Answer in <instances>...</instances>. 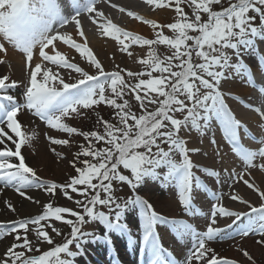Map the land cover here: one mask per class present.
<instances>
[{"label":"snow or ice","instance_id":"1","mask_svg":"<svg viewBox=\"0 0 264 264\" xmlns=\"http://www.w3.org/2000/svg\"><path fill=\"white\" fill-rule=\"evenodd\" d=\"M169 2L171 3V0ZM95 3L96 0H87L86 3L77 5L75 14L69 18L62 14L57 0H0V37L25 53L27 62L33 60V48L39 45V56L44 62L29 67L26 83L22 78L11 79L8 75H0V182H3L5 187L15 188L21 196H25L22 189H42L51 194L60 189L68 199H72L68 192L71 189L73 193L83 197L75 201L78 207L83 209V213H93L97 205L113 202L111 189L117 177L121 182L124 181L121 173L125 169L131 170L132 173L139 171L147 153L152 150L151 146L156 143L154 137L161 128L157 121L161 117L167 121L172 113L185 110L187 103L184 96L188 100L193 99L194 85L199 78L195 69H207L216 60L211 54L228 47L233 36L255 30L256 16L248 13L252 11L259 14L260 23H264V0H234L219 11H214L212 5L220 4L221 0H183L191 9V16L194 18H190L180 6L181 0H175V13L179 19L167 25L171 29V35L157 32L155 39H147L141 35L133 36L130 32L121 33L119 27L111 26L113 35L122 34L133 44L149 46L147 58L140 61L144 66L143 70H128L125 75L123 69L105 70L89 48L75 43L66 33L49 34L53 21L68 24L69 19L79 31L81 12H96ZM160 6L166 7L163 0H160L158 7ZM202 14H207L206 20L202 18ZM148 23L154 28L158 27L154 21ZM104 31L108 34L109 29L105 28ZM80 35H83V32H80ZM54 40L71 45L81 57H87L90 67L95 69V74L90 75L84 67L70 62L60 52L49 55L45 48L52 45ZM121 44H124L123 40ZM153 45L164 47L158 53L153 50ZM5 50V45L0 43V52ZM197 60L204 63H196ZM4 62L0 60V63ZM64 72L75 82H65ZM72 73L79 74L80 78L74 77ZM200 82L203 83V80ZM18 87H23V102L10 94V90ZM97 105H108L113 109L114 122L97 113V122L103 128L102 134L96 130L79 131L76 127L62 122L65 117L79 116L82 109L92 110L93 106ZM157 106L160 111H155ZM25 109L45 121L50 129L62 130L68 134L77 133L87 141V147L80 144V150L74 153L75 159L71 163L77 174L71 176L69 182L59 184L42 180L33 168L26 164L21 150L22 145L31 137L22 131V123L18 120V116ZM99 142H104L106 146L98 147ZM9 143L15 146L14 150L9 147ZM53 143L66 145L69 141L55 139ZM82 156L92 159L81 160ZM257 156L261 166H264V147H259V151L254 155L247 154L248 171L257 168ZM13 158L18 160V163H13ZM77 163L82 164V167H77ZM239 176L241 174L238 172L234 175ZM243 183L249 189L259 192L260 198L264 199V191L254 183L247 179L243 180ZM101 192L104 193L103 198ZM231 198L236 200L237 196L231 195ZM241 202L247 204L248 200ZM8 207L12 208V205L9 204ZM214 207L213 220L207 229L210 234L219 231L216 225L220 218L236 215L234 211H227L226 206L217 204ZM43 208L42 215L7 223L0 222V238H3L6 232L15 235L14 242L7 248L4 257H0V264H64L59 254L65 252L70 240L62 246L43 251L40 255H32L33 251L41 252V249L34 247L33 241L29 239L28 226H37V240L52 243L41 221L47 222L51 217L61 221L62 214L70 213L76 217V221H67L72 225L71 236L74 237L77 234V221L83 215L66 207H53L51 203L44 204ZM12 210L15 211L14 208ZM252 211L264 215V205L259 209L253 208ZM249 223L256 226L238 235H259L257 243L264 246V224H257L254 220ZM19 230H24V235H20ZM52 231L59 234L55 227ZM18 248L23 251H17ZM243 255L249 261L252 260L247 251ZM191 264L238 262L218 256L212 243L202 240L193 251Z\"/></svg>","mask_w":264,"mask_h":264},{"label":"rangeland","instance_id":"2","mask_svg":"<svg viewBox=\"0 0 264 264\" xmlns=\"http://www.w3.org/2000/svg\"><path fill=\"white\" fill-rule=\"evenodd\" d=\"M230 2H234V0H221L220 4H214L212 5V8L214 11H219L220 9L227 7ZM167 3L168 1L164 2V5H167ZM180 6L185 9V12L190 18H194L191 16V9H189L183 3V0H181ZM164 8L165 7L160 6L154 11L148 13H155L156 11H160ZM137 9L138 10L133 11L138 13L142 11V8ZM111 15L115 17L118 15V12L112 11ZM248 15L256 16V20L254 21V25L256 26L255 30L246 31L233 36L230 39V44L228 47L211 54L216 57V60L207 69H195L199 78L194 85V91L192 93L193 99L188 100L187 97L184 96L183 98L187 103V108L185 110L172 113L167 121H164L163 117L157 121L158 124H161V128L157 131L156 137H154L156 143L151 146L152 150L147 153L145 162L138 172L132 173L131 170L125 169L121 173L124 176L123 182H121L117 177L116 182H114L113 188L110 192L113 201L111 204L97 205L93 213H83V209L78 207V205L75 203L76 200H81L83 197L78 195V193H73L71 189H69L68 192L72 199H68L60 189L55 190V194H51L45 193L42 189L31 188L26 191L31 199H29L27 196H22L18 200V204H23L26 202L29 203L33 208L25 212H21L15 208V202L7 200L8 202L6 204L0 203V219H6L8 217L17 218L18 216L23 217L26 215H28L27 217H31L34 215L43 214V205L46 203H51L53 207H66L83 215L77 221V234L84 232H87L85 234H88L92 230H95V232L90 233L88 236H84V241L93 240L91 236L97 235L104 240L109 241V243L115 247L114 249L117 252H120L121 248L118 241H116L115 236V231L120 230L129 234V237L126 240L132 241L134 239V241L137 243L136 247L138 253L145 249L148 251L150 258H152L154 254L152 251L153 247L146 249L145 239L147 236L144 233L150 227L153 228L152 222L149 221L148 214L156 213L160 223H165L167 219L171 220L172 222L177 219L190 220L192 225L195 226L196 231L200 233H193L189 228L187 229L186 226L184 229L179 224V228L176 229V233L180 237L177 238L172 235L174 232L170 231L168 228L165 229L164 225L157 222L155 228L156 230H159L160 234H157L158 239H151L150 244L157 250H161L158 247L157 241L165 244L169 253V258L163 253H160L158 255V259H162V264H191L193 251L198 247L202 240L205 242H211L212 247L217 252L218 256L234 259L238 262V264H264V246L257 243L259 240V235L250 234L248 237H239V235L238 238L236 237L235 239L233 237V227L230 230H227V228L223 226L225 223L224 221L232 220L233 216L220 218L218 224L216 225L219 227V231L213 232L211 235H206L205 232L209 233L207 229L210 222L213 220L211 217V212L207 215L208 219L206 221L198 218V223H196L194 219L197 217L196 214L192 212L191 208L187 207L186 204L192 200L202 207L201 202L204 201L202 194L198 193L197 197L191 196L192 194H187L186 190L183 192L177 191L178 187L171 186L172 182L170 181L171 174L182 171L186 163L189 162V157H195L194 155L196 152L192 154L191 151L194 150V148L198 149V146L202 145L204 147L207 146L208 151H204L203 149L202 153L198 151L201 154L200 156L205 160H207L210 155H214L213 146L215 141L212 139L211 135L201 132V129L205 130L207 124L201 122L197 123L199 125L198 128L192 126L191 120L194 114L200 112L201 107H204L205 104L211 105L209 101L214 95L216 96L218 94L224 98V92L226 91H228L229 94H233V96L235 94L237 95V93L233 91L234 89L230 87L228 81V74L235 71V69L238 70L241 75L244 74L242 68L236 61L237 57L242 56L243 60L246 61L248 65L255 64L256 58L252 55H249L248 51H245L241 47V42L252 37L257 38L255 33L257 32L258 35V31L260 34H262L260 29L264 23H260L259 14L250 11ZM202 18L206 20L207 14H202ZM178 19L179 17L176 14V21ZM87 27L90 29L93 28L91 25ZM163 33L165 35L172 34L171 29H169L168 32ZM61 34L64 33L62 32ZM258 41L262 45L260 53H262V56L264 57V42L261 41V37H258ZM0 43L4 44V42H1V40ZM4 45L10 46L7 43ZM68 47L71 48V46ZM163 47L164 46L161 45L152 46L153 50L158 53ZM248 48L251 50V46ZM173 55H175V53H173ZM196 63H204V61L197 60ZM85 65L90 75L95 74V69L90 67L89 60L81 61V66L84 67ZM111 66L116 67L113 70H116L117 68L123 69L121 67L114 66L113 64H111ZM102 67L104 69L106 68L104 64H102ZM143 67V65H140L138 69L134 67L128 70L134 69L137 71H142ZM123 70V74L126 75L128 70ZM6 71V68L2 66L0 68V75H7L4 74ZM220 73L221 76H218ZM223 74L227 75V79L223 77ZM160 75L166 74L160 73ZM64 76L68 77V75L65 74ZM76 78H80L79 74L76 75ZM201 79L203 80V83L200 82ZM22 93L23 90L20 92V94H10L15 95L16 97L18 96V101L23 102ZM136 110L138 111V105ZM155 111H160L158 106L155 107ZM97 113L100 116H103L104 119L114 122L112 115L113 109L108 105L93 106L92 110L82 109L81 115L65 117L62 122L67 123L70 127H76L79 131L96 130L102 134L103 128L97 122ZM217 114L220 113H212V116L215 115V117L212 118L213 121L217 120ZM262 114L264 113L261 111L259 114H256L259 120L264 119V117L261 116ZM18 120L22 123V131L31 137V139L27 140L22 145L21 150L28 166L33 168L37 176H39L42 180H50L59 184L69 182L70 177L77 174L71 163L75 159L74 153L80 150V144H83L85 147H87V141H85L84 138L77 133L68 134L64 133L62 130L50 129L45 121H42L39 117L34 116L32 112L26 109L22 110V113L18 116ZM262 122L257 124L256 129H254V131L259 132L260 134L262 133V130H264V128H260L263 124ZM55 139H67L69 143L66 145H58L53 143V140ZM235 145H239V143L236 142ZM104 146H106L104 142H99L98 147ZM251 150L253 154L258 152V148L255 145L251 147ZM80 159L91 160L92 158L82 156ZM219 160L220 158L215 156L212 162L217 164ZM258 161L259 157L257 156L255 163L258 164ZM197 165H201L203 168H208V165L205 164ZM76 166L82 167V164L77 163ZM242 168L244 173L254 172L248 171V166H243ZM239 178H246V176L244 177V175H241L238 177V180ZM178 181L179 185L183 184L181 180L178 179ZM233 182H236V180H233ZM232 183H228L227 188L219 193L214 199V201H216L215 203L220 206H234V210L243 213V215H240L241 213H239L238 217L233 220L232 225L236 223L237 220H242V222L245 223V226L241 228L243 232V230L250 231L252 227L256 226L249 223L251 220L256 221L257 224H264V215L259 212H250L248 210L253 207H257L259 209L262 205H264V199L260 198L259 192L255 191V189H251V194H254L255 198L245 194L246 196L243 199L237 197L236 200H233L231 195H236V193L230 188ZM77 187L79 188L82 186ZM39 194H42L43 196V198L40 200H38V198H40L38 196ZM91 194L94 193H90V195ZM103 195L104 193L101 192V198H103ZM134 195H137L138 199H135ZM244 199H247L248 202H250L249 207L248 205L246 206L245 203L241 202ZM35 201H39V203H36ZM2 202H5V199H3ZM235 203L242 204L243 211L236 208L237 206H235ZM9 204L12 205V208H14L15 211H12V208L8 207ZM6 208H8V210ZM33 209H35L34 211L37 214L33 213ZM127 213H132L134 215L133 221H130L126 218ZM5 215H7V217ZM62 217L63 219L61 221H56L54 217H51L49 218V221L42 223V225H45L44 230L48 234L52 243H48L42 239L37 240L34 227H29V239L33 241L34 247L38 246L41 249V252L33 251V253H31L32 255L42 253L43 251H49L53 247L60 246V244H62L69 236H71L72 225L68 224L67 221H76V217L72 216L70 213H64L62 214ZM18 219L22 218L19 217L17 220ZM117 219L122 220L128 225L124 231L113 225L114 220ZM207 221H210L209 224ZM53 227L58 229L59 234L52 231ZM201 232L203 233L201 234ZM223 232H226L227 234L220 235ZM19 234L24 235V231L19 232ZM230 237L235 240L230 241ZM14 238L15 235H11L0 242V257H4L7 248L11 246V243L14 242ZM99 244L100 243H98V246ZM116 246L119 249H117ZM69 249L73 252L76 251L75 249ZM245 251H247L252 257L251 261H249L247 257L243 255ZM59 257L63 259L64 264H67V260L74 261L67 256L62 257L59 255ZM96 257L97 260L106 262L105 258L98 257L97 255ZM73 258L75 259L76 255L73 256ZM76 260L79 262V257H77Z\"/></svg>","mask_w":264,"mask_h":264},{"label":"bare ground","instance_id":"3","mask_svg":"<svg viewBox=\"0 0 264 264\" xmlns=\"http://www.w3.org/2000/svg\"><path fill=\"white\" fill-rule=\"evenodd\" d=\"M166 1H168V3L164 9L150 14L148 12L154 11L160 4V0H155V2L151 3L149 0H96V12L91 14L81 12L79 18V31L76 30L75 23L69 19L68 24H63L56 21L52 25V29L57 27V31L51 32L50 35L63 32L64 34L66 33L67 35L71 36L75 43L82 44L83 46L89 48V50L93 52L94 58H96L101 64H104L106 67L105 70L112 71L114 68H116L112 67L111 64L126 70L132 69L134 67L138 69V67L142 65L140 61L147 58L148 56V46L133 44L129 38L124 37L122 34L113 35L111 26L119 27L121 29V33L130 32L133 36L141 35L144 38L153 39L156 37L157 32H168L169 28L167 25L169 23L176 22L175 0H171V3L169 0H163V3ZM86 2L87 0H83L81 4ZM137 8H142V13L133 12V10H138ZM75 10L73 12L66 13L64 16L70 18L75 14ZM112 11L118 12V15L115 17L112 16ZM98 13H101L102 15H98ZM129 13H134L135 15H130ZM148 21H154L158 27L154 28L151 23H148ZM90 25L93 26L92 29L87 27ZM105 28L109 29L108 34H105ZM80 32H83V35H80ZM0 40L1 42H4V44L7 43L10 45H5L6 50L4 52H0V60L5 61L4 63H0V68L2 66L5 67L7 71L4 72V74H7L11 79L22 78L26 83L29 67H34L35 63L38 62L42 64L44 63L42 58L39 56V45L33 48V60L31 62H27L25 60V53L9 44L2 37H0ZM121 40L124 41L123 45L121 44ZM54 41L52 45H49L47 48H45V51L48 52L49 55H55L56 52H60L65 56L66 59H69L70 62H76L80 65L82 60H88L87 57H81V55L74 48H72L71 45H66L61 40ZM68 46H71V48ZM141 49L143 50V54H141ZM84 68L87 70L86 65ZM254 72L257 83L262 85L264 82L262 80V72H259L257 69H255ZM63 74L67 75V72H64ZM72 75L76 77L77 74L73 73ZM38 78H40V74H38ZM68 80L70 82H75L74 79H70L69 77L65 76V82H69ZM228 81L230 87L234 89L233 91L238 94V97L244 98L250 95L253 99H255L264 94L258 92L251 80L248 79L247 76L241 75L238 70L228 74ZM248 82H250L253 87H255V89L251 88ZM22 90L23 87H18L16 89L10 90V93L20 94ZM18 98L19 97L17 96V99ZM212 102L216 104L215 107L205 104L204 107H201L199 113H196L192 116L191 122L192 126L198 128L199 125L197 123L201 122L207 124L205 130L201 129V132L211 135L212 139L215 141L213 153L216 157L220 158V160L217 164H214L212 162L213 158H215L214 155H210L207 160L200 156V153H202L203 150L208 151L207 146L204 147L202 145L198 146V149L194 148V150H191L192 154L196 152L194 155L195 157L190 156L188 162L190 166L193 167V171L188 172L187 174L184 173L182 175L183 178L181 182L183 184L178 186L179 188H177V191L183 192L186 188V184L191 183V181L195 178L200 179L203 175L211 182L212 185L210 186L213 187V191H215L216 194L225 190L228 183H232L233 180H236V182L231 184L230 188L236 193L237 197L243 199L246 196L245 194H248L255 198L254 194H251V189H249L243 183V180H249L250 182L254 183L261 191H264V166H261L260 161H258L257 168L253 170V173H244L242 167L247 166V154H253L251 150L252 145L250 144V137L255 134L254 129H256L257 124L262 122V119L259 120L255 114V112L260 108L259 101H257V105H250V107L247 108L243 106L246 103L244 100L239 101L236 99L235 101H225V99H222L219 105L215 100ZM216 112H219L220 114H217V120L213 121L212 118H214L215 115L212 116V113ZM244 133L246 135H244ZM255 136L260 137L261 141L264 143L263 131L261 134L256 132ZM240 137H248V139H244L242 141L243 146L241 151L244 155L243 158H239V154L230 150L227 146V144L232 146V143ZM9 147L13 148L11 143H9ZM15 161L18 160L13 158V162ZM197 164L208 165V168H203L201 165ZM236 172L244 175V177L246 176V178H239L238 180V177H234ZM174 185V183L171 184V186ZM193 186L194 188L191 192L196 193L197 191H195V189H197L199 185L196 181H194ZM27 190L29 189H22V191L25 192V196L30 197L26 192ZM38 196L40 197L38 200L43 198L42 194H39ZM20 197L22 196L15 190V188L5 187L3 182H0V203L6 204V202H8L7 200L15 202V208L21 212H25L33 208L29 203L26 202L23 204H18ZM3 199H5V202H2ZM208 206L209 205L207 201H205L203 208L208 209ZM235 206H237L236 208L239 210L243 211L242 204L235 203ZM229 208L233 209L234 206ZM6 209L8 210V208ZM34 210L35 209H33V211ZM33 213L37 214L35 211ZM5 216L7 217V215ZM27 216L28 215L23 217L18 216L17 218H26ZM133 217L134 215L132 213L126 214V218L130 221H133ZM17 218L8 217L6 219H1V221L10 222L16 220ZM203 219L206 221L207 216ZM120 236L121 235L116 234L119 246L122 249V251L120 249L119 256H117V253L112 251L110 246L104 241H101L99 246H97L93 241L89 240V243L84 245V250L88 253V248L95 246L97 248L96 253L99 257H103L104 255L108 256V262L105 264H121L122 261H126L127 264H152L149 262L148 256L145 252L143 255H139L136 247L137 243L135 241H128L124 237ZM116 248L119 249L117 246ZM88 254L90 256H88V259L90 258L89 263L87 262L88 264L99 263L93 254Z\"/></svg>","mask_w":264,"mask_h":264}]
</instances>
